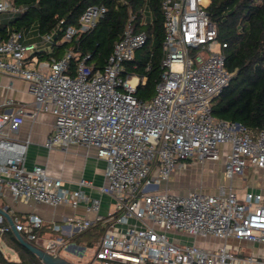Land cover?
Masks as SVG:
<instances>
[{
	"label": "built area",
	"instance_id": "1",
	"mask_svg": "<svg viewBox=\"0 0 264 264\" xmlns=\"http://www.w3.org/2000/svg\"><path fill=\"white\" fill-rule=\"evenodd\" d=\"M209 4L210 0H162L164 71L150 100L136 97L146 78L125 71L124 63L134 58L147 39L131 23L115 42L104 67L94 68L85 56L74 75L67 73L74 55L71 48L45 64L34 59L42 44H54L53 33L24 43L22 30L7 36L0 32V71L25 79L35 98L32 109L18 103L13 111L0 112V196L8 188L16 200L25 202L73 208L85 204L97 214L94 219L72 216L49 228L64 232L66 227L106 222L88 264H264L262 193L247 191L240 197L232 185L220 186L214 194L201 189L186 194L160 189L175 168H185L191 159L218 160L221 145L227 146L228 178L243 175L249 167L264 169V129L252 132L213 114L214 99L232 73L225 62L227 43L219 38ZM15 10L11 0H0L1 13ZM106 10L104 5L89 6L79 25L68 26L60 42L94 28ZM5 104L14 105L15 100L8 98ZM40 111L56 117L47 148L93 146L106 161V183L100 191L116 199L107 215L99 213L100 198L84 190L92 181L81 179L78 188L69 189L45 166H26L30 140L16 134L27 115L36 118ZM13 220L27 241L38 242L42 217L31 213ZM9 230L10 223L0 214V235ZM176 234L194 240L176 241ZM210 236L224 243L217 247L198 244V238ZM67 245L59 238L44 247L61 252Z\"/></svg>",
	"mask_w": 264,
	"mask_h": 264
},
{
	"label": "trees",
	"instance_id": "2",
	"mask_svg": "<svg viewBox=\"0 0 264 264\" xmlns=\"http://www.w3.org/2000/svg\"><path fill=\"white\" fill-rule=\"evenodd\" d=\"M14 17L0 26L7 36L13 30L26 31L33 25L39 34H54L53 56L60 58L66 49L74 55L67 73L74 75L79 62L86 58L94 68L104 67L115 42L131 23L136 31L147 34L134 58L124 63L125 71L146 78L136 97L150 100L164 71L165 37L162 0H11ZM91 5H104L106 12L94 28L79 32L72 40L60 42L66 28L79 25V19ZM218 26L224 48L226 67L232 73L228 85L214 99L213 114L222 120L236 121L252 132L264 129V0H210L207 7ZM8 25L11 28L8 29ZM41 59L50 56L39 53ZM106 222L98 221L67 238L68 242L95 247L105 233ZM40 234V230L37 231ZM18 254L10 260L0 249V264H44L23 246L12 230L3 234Z\"/></svg>",
	"mask_w": 264,
	"mask_h": 264
},
{
	"label": "crops",
	"instance_id": "3",
	"mask_svg": "<svg viewBox=\"0 0 264 264\" xmlns=\"http://www.w3.org/2000/svg\"><path fill=\"white\" fill-rule=\"evenodd\" d=\"M16 11V10H15ZM14 17V12H0V26L4 23H8ZM11 25H8V29ZM39 33L37 26L33 25L31 29L24 31L23 42L31 43L39 41ZM54 44L41 45V49L37 51L33 56L36 61L40 63H48L53 58ZM50 56V58L41 59L39 53ZM8 98L15 100L14 105H6L5 102ZM34 95L30 91L29 83L17 76H12L0 71V112L13 111L18 103H24L32 109L34 105ZM56 117L54 113L48 111H40L36 118L30 115L25 117L23 124L21 125L16 137L19 139H29L28 151L26 156V166L32 168L36 164H41L47 168V171L54 177L63 180V185L69 189H76L79 187V180L87 179L92 181V184L85 186L84 190L92 197H99L101 205L99 213L107 215L114 210L116 199L111 194L102 193L100 187L106 183L105 168L106 161L97 155V149L93 146H84L81 144H71L67 147H54L52 149L47 148L45 142L50 134L55 129ZM222 153L218 160H207L200 162L198 159H191L185 168L178 167L172 172L169 180L163 182L162 190L178 194H186L192 190L201 189L209 190L211 194L217 193V181L220 180L222 185H232L240 197H244L247 191H254L262 193L264 196V169L249 167L243 175L235 176L230 179L225 174V162H226V145L220 146ZM197 164L203 165V170L209 168L210 176L209 180H204L203 174L200 176L199 167ZM209 165V168L207 167ZM203 173V172H202ZM173 178L171 182L170 179ZM220 188V187H219ZM214 191V193H213ZM208 193V192H207ZM0 206L6 208L12 218L25 219L29 214H37L44 220V225L40 229V238L38 242L41 244H49L50 242H56L59 238H62L66 244V248L61 251L70 252L73 255L84 254L86 248L83 243H76V246H70L67 238L83 229L80 226L74 228L66 227L64 232H54L49 226L53 223H65L67 218L72 216L79 218L94 219L96 213L89 211L85 204L80 205L77 208H73L69 204H60L53 206L44 202H36L34 200H28L27 202L22 200H16L8 188H5V194L0 196ZM2 244H5L13 254L9 253L13 258H9L7 252H4L0 248L6 257L10 260H18V254L7 243L3 234L0 235ZM77 249L82 252L77 251ZM68 258V257H67ZM73 261L74 264H88L91 258H68Z\"/></svg>",
	"mask_w": 264,
	"mask_h": 264
},
{
	"label": "water",
	"instance_id": "4",
	"mask_svg": "<svg viewBox=\"0 0 264 264\" xmlns=\"http://www.w3.org/2000/svg\"><path fill=\"white\" fill-rule=\"evenodd\" d=\"M9 213L10 212H8L6 208L0 206V214L6 217L7 221L11 225L13 233L15 234L19 242L36 256H38L44 264H74L72 260L62 256L61 252L59 251L51 252L47 247L39 245L38 242L34 243L29 240L27 241V239L21 234V232L16 229L14 220ZM69 245L76 246V244L73 242L69 243Z\"/></svg>",
	"mask_w": 264,
	"mask_h": 264
},
{
	"label": "rangeland",
	"instance_id": "5",
	"mask_svg": "<svg viewBox=\"0 0 264 264\" xmlns=\"http://www.w3.org/2000/svg\"><path fill=\"white\" fill-rule=\"evenodd\" d=\"M11 13L15 12V11H10ZM197 167H199V172H200V176H202L201 174H203V178L204 180L208 181L209 180V176H210V172H209V165L207 166L209 169L207 170H203L202 169L204 168L202 164H197ZM203 172V173H202ZM170 181L172 182L173 181V178L170 179ZM217 188H216V191L217 192L219 190V187L220 185H222V182L220 180L217 181ZM163 187V184H161L160 186V189H162ZM205 192H208V193H212V192H209V190H204ZM214 193V191H213ZM176 237V241H183V242H192L194 239L192 237H187V236H183V235H180V234H176L174 235ZM198 244H200L201 246H204V247H217L221 244L224 243V240L221 239V238H217V237H214V236H210L208 238H198ZM85 253L81 256V257H78L76 255H73L72 253L70 252H66V251H63V254L66 255L68 258H91L94 254V247H88V246H85ZM252 247V246H251ZM0 248L3 249L4 252H7L9 258H13L9 253L13 254L11 252V250L5 245V244H2L1 240H0ZM73 261H76L73 259Z\"/></svg>",
	"mask_w": 264,
	"mask_h": 264
},
{
	"label": "flooded vegetation",
	"instance_id": "6",
	"mask_svg": "<svg viewBox=\"0 0 264 264\" xmlns=\"http://www.w3.org/2000/svg\"><path fill=\"white\" fill-rule=\"evenodd\" d=\"M78 264H80V263H78Z\"/></svg>",
	"mask_w": 264,
	"mask_h": 264
}]
</instances>
